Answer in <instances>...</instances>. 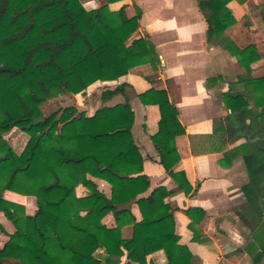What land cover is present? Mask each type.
I'll return each mask as SVG.
<instances>
[{
	"label": "trees",
	"instance_id": "1",
	"mask_svg": "<svg viewBox=\"0 0 264 264\" xmlns=\"http://www.w3.org/2000/svg\"><path fill=\"white\" fill-rule=\"evenodd\" d=\"M230 1L199 0V7L208 23L207 41L236 57L245 69L236 82L243 90L234 92L232 85L224 93L232 110L227 133L232 137L246 136L251 129L257 132L225 156H243L250 176L243 192L260 224L264 219V76L252 74V64L261 57L256 47H241L227 34L237 23ZM136 9V15L129 17L125 7L88 10L84 0H0V210L15 226L0 245V264H147L146 248L152 241L166 244L167 264H194V255L185 245L175 255L180 241L175 207L167 203L141 221L131 210L138 196L150 188V178L132 132L135 112L127 91L146 105L159 106L158 131L151 138L160 163L174 177L181 160L176 138L186 128L167 90L152 88L138 94L132 85L122 83L104 90L101 98L105 103L125 94L126 101L104 105L92 116L79 114L74 105L49 115L41 109L60 95L82 93L99 80H117L134 67L161 65L148 36L133 38L142 16V10ZM14 129L28 134L20 153L5 137ZM87 159L96 163L98 176L111 184L110 197L93 180L80 181L69 172L70 162ZM79 185L90 194L78 196ZM7 190L36 196L38 211L28 214L24 205L5 198ZM194 210H187L191 217ZM109 213L115 217V228L102 221ZM63 214L69 216L67 225L50 236L48 230L57 227ZM129 225L133 234L124 238L122 229ZM263 255L264 247L259 258Z\"/></svg>",
	"mask_w": 264,
	"mask_h": 264
},
{
	"label": "crops",
	"instance_id": "2",
	"mask_svg": "<svg viewBox=\"0 0 264 264\" xmlns=\"http://www.w3.org/2000/svg\"><path fill=\"white\" fill-rule=\"evenodd\" d=\"M105 5L112 10L125 7L129 17L136 15L137 7L142 10L140 27L133 38L148 36L156 46L161 65L154 68L151 64H143L117 80H99L82 93L60 95L52 102L44 103L42 111L46 106L59 103L62 107L74 105L79 114L92 116L104 105L126 101L125 94H117L105 103L101 98L104 90H112L122 83L132 85L138 94L152 88L167 90L186 128V133L176 138L181 160L174 168V177L160 163L151 138L158 131L159 106L146 105L139 97H132L131 90L127 91L135 112L132 132L144 157V173L150 178V188L132 204V213L141 221L153 216L167 203L175 207V231L180 236L175 255L179 246L185 245L194 255V264H264V255L259 258L264 247V219L259 224L258 213L243 192V187L250 182L244 158L242 155L225 156L257 132L251 129L245 132L246 136L232 137L227 133L232 110L226 105L224 93L232 85L234 92L243 90L236 82L245 69L236 57L207 41L208 23L200 10L199 0H116L113 3L84 0L88 10ZM228 6L237 23L227 30V34L241 47H256L261 57L252 64V74L262 77L264 0H231ZM248 15H251L250 19H247ZM68 170L80 181L93 180L101 192L111 196V184L98 176L92 159L70 162ZM76 192L80 197L90 194L84 185H79ZM4 196L24 205L30 215L38 211L36 196L11 190ZM189 209H195L193 217L188 214ZM199 210L204 212L203 218ZM68 220V215H61L57 227L49 229L48 234L54 236L60 232ZM102 221L109 228L117 226L113 213L107 214ZM0 224L3 227V230L0 228V245H3L8 234L15 232V226L1 210ZM122 234L124 238H130L133 226H125ZM146 249L147 264L168 263L165 243L152 241ZM256 259H259L258 263Z\"/></svg>",
	"mask_w": 264,
	"mask_h": 264
},
{
	"label": "rangeland",
	"instance_id": "3",
	"mask_svg": "<svg viewBox=\"0 0 264 264\" xmlns=\"http://www.w3.org/2000/svg\"><path fill=\"white\" fill-rule=\"evenodd\" d=\"M48 102H52V100H50ZM53 105H55V106H52V107L51 106H49V107L46 106L45 107V109H44V114L45 115H49L52 112H54L55 110H57L60 107H62L59 103H54ZM19 132H21V131L14 129L10 133H7L5 135L6 139L10 142V144L13 146L14 150L17 153H20L23 150V148L25 147V144L27 142V139H28V134L27 133H22L20 135Z\"/></svg>",
	"mask_w": 264,
	"mask_h": 264
}]
</instances>
